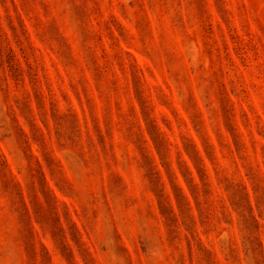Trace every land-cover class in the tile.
I'll return each instance as SVG.
<instances>
[{
	"label": "rangeland",
	"instance_id": "1",
	"mask_svg": "<svg viewBox=\"0 0 264 264\" xmlns=\"http://www.w3.org/2000/svg\"><path fill=\"white\" fill-rule=\"evenodd\" d=\"M0 264H264V0H0Z\"/></svg>",
	"mask_w": 264,
	"mask_h": 264
}]
</instances>
